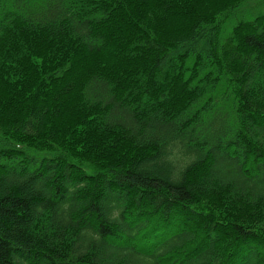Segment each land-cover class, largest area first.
Wrapping results in <instances>:
<instances>
[{
    "label": "trees",
    "instance_id": "obj_1",
    "mask_svg": "<svg viewBox=\"0 0 264 264\" xmlns=\"http://www.w3.org/2000/svg\"><path fill=\"white\" fill-rule=\"evenodd\" d=\"M0 0V264H264V1Z\"/></svg>",
    "mask_w": 264,
    "mask_h": 264
},
{
    "label": "rangeland",
    "instance_id": "obj_2",
    "mask_svg": "<svg viewBox=\"0 0 264 264\" xmlns=\"http://www.w3.org/2000/svg\"><path fill=\"white\" fill-rule=\"evenodd\" d=\"M262 1L264 0H253V1H250L246 7H252V6H256L258 3H261Z\"/></svg>",
    "mask_w": 264,
    "mask_h": 264
}]
</instances>
